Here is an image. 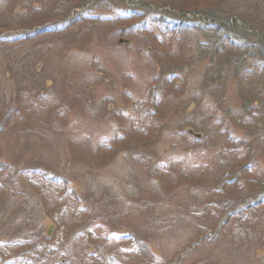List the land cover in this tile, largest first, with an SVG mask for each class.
I'll list each match as a JSON object with an SVG mask.
<instances>
[{
    "label": "rangeland",
    "instance_id": "rangeland-1",
    "mask_svg": "<svg viewBox=\"0 0 264 264\" xmlns=\"http://www.w3.org/2000/svg\"><path fill=\"white\" fill-rule=\"evenodd\" d=\"M11 1L12 5L9 10H7L9 1L0 0V18L3 19L12 11L15 12L16 4L20 0ZM32 1L36 4L41 3L37 2V0ZM52 1L54 0H42V3L48 4L49 6L52 4ZM98 1L99 0H97V2L94 0H83L82 3H86L85 8L95 6L92 9L95 10L94 13H97L96 15L99 13H107L108 10H106L105 7L110 4H104L106 3V0ZM118 1L122 2L121 0ZM128 1L130 3H133V1H139L137 3L140 4L147 2L150 8L170 12L167 21L171 22H156V19L148 18L146 22L141 21L139 26L143 25V27H141L140 30L138 29V33L134 30L129 32L127 29L126 33L128 35H126L125 32L118 33V28L113 29V23L109 20L101 24L94 23V26L99 28H95L93 34L88 36L86 43H84L85 47L90 48L86 53L84 52L85 54H83V52L79 50L80 48H78L79 24H73L71 26L72 29L67 32V34L47 36L49 40L50 38L55 37L59 41L67 39L66 42H75V39H77V43H70V48L72 49L65 51L70 66L68 64H63L65 54L61 52V48L63 49L64 46L61 47V45L50 44L51 41H45L41 44V48L33 47V45L38 44L39 40L45 38L44 34H41L35 42L28 43L25 46V49H23L25 55H21L27 57V53L29 54L31 51H34L35 53L30 57L28 56L27 63L30 67L37 65L38 69L42 70L44 68L47 69V66L50 65L48 69H52L50 71L51 76H54V73L55 75L58 74L57 72L60 71L59 74L63 77L62 80H77V84H81L89 78L92 80L91 82H93V85L95 84L94 79L97 82L105 83L104 80L107 78L110 80L112 79V76H117V72H120L121 69L123 71L125 70L128 75H131L134 78V80L127 77V79L121 81L118 77L116 78L117 80H120L117 81L118 85L116 84V80H114L116 88H111L103 84L94 85V87L96 86V89H94L95 91L93 93L96 97L98 99L105 98V100H109L101 106L102 109L100 112L106 116V119L104 120H108L109 116L117 114L119 116H125L127 113H133L136 108L141 106V103L138 101V104H133V100L137 98H134L131 102L128 100L124 102V99L122 100L121 98L114 100L113 103L110 102V100L115 95L127 97L126 92L122 88H129L128 90H130L131 98L137 97L136 94L139 96L143 92H149L150 88L145 89L142 83L146 81L148 76L152 75L150 73L156 72L157 68H155V62L163 61V56L169 51V43L173 45L172 47L177 48L174 46V43L181 44L185 39H187L188 42L191 40V46L193 49H199V52L202 53L200 57L198 56L195 58L194 63V65L196 64V67L194 68H197L196 72L199 73L205 71V68L208 65V51L209 55L213 53L211 50L205 51L198 45V43L205 42L209 38L210 40H215L216 34L210 30L208 20L211 17V14L206 15V12H220V10H213L215 6H212V4H214V2L217 4L221 0H214L211 3H208L209 5L193 0ZM72 2H75V0H72ZM72 2L69 3L67 7L73 9L70 10L69 21L76 12L74 9H77ZM79 2H81V0H76V3ZM170 2H172V4ZM56 4L58 5L56 10L60 13L64 10L61 8L66 7L68 1L58 0L56 1ZM192 5H197V7H191ZM223 7L228 8L229 11L233 9L244 12L250 9L257 10L260 15H264V12L260 13V10L264 8V0H229L228 2H225L224 0ZM82 8H84V6ZM226 8H222L221 10H227ZM188 10L193 13L202 14L203 16L200 14L196 15H199L204 19H196L194 22L189 23L191 24V27L185 24V29H182L183 31L181 30L183 35L176 33V31H171V28L178 27V24H180V17L177 16H179V14L184 15L185 13H188ZM112 13L113 12H110V14ZM119 15L123 16V14L117 12L114 13L112 17L117 18ZM18 16L21 17L20 14ZM74 16L76 17V15ZM148 16H150V14ZM232 18H238L237 14ZM122 20L123 18L115 19L114 23L122 22ZM9 28L10 26L0 25V31H6ZM174 35H180L179 37L182 38L180 40L174 39ZM156 36H161L166 39L165 41H162L159 38L157 39ZM153 39L155 40L153 45L148 44ZM29 41L30 40H27V42ZM138 42L143 43L145 46L141 45V48L138 47ZM157 47L159 50H157ZM207 47L210 48L211 45ZM212 47H214L213 44ZM79 54L80 56L78 57ZM4 57L10 60L9 63H12V66H15L18 72L24 70L21 69V64L24 63L21 61L19 63V60H16V57L19 58L16 52L13 54L12 58L4 52ZM171 59L174 60V58ZM168 60L171 61L170 59ZM16 63H19L18 66H16ZM7 65L8 61L5 60L4 69L2 71L3 74L0 76V83L4 87H8V81L6 79L10 80V74L9 78H7ZM224 68L223 81L227 88V105L229 108L234 109L236 107L239 111L242 110L249 119L248 123L250 125L242 124L239 126L233 123H226L225 127L219 129L214 122L210 121V113L208 114V111L205 113L200 111L195 115L196 119L192 118L188 119V121L183 119L182 124H178L181 132L184 130L187 132H185L186 135L184 133L181 134L182 141L184 140L183 142H186L188 138L190 139L189 142L192 140L193 144L190 148L185 145V149L176 151L168 146L169 142L167 143L166 141H162V139L159 140L158 138H155L154 140L158 142L155 146V149H158L157 154L154 159H152L154 157L152 154V157L150 154L147 155L148 158L152 159L149 166L153 169L157 168L158 159L168 160L172 154L177 155L176 157L184 155L187 160H190L184 161L193 165L194 169H201L200 167L206 166L207 158H210L212 161L211 169L203 175L193 174L199 173L200 170H194L193 173L192 171H189V174L185 175L189 176L190 179H187L182 184H178V186L174 188H166L154 192L152 190L157 186L155 182L160 180L155 179L149 184L147 181L149 179L147 176L149 170H146L144 173V168H146L147 165L144 163L145 165L141 166V160L134 159L135 161H133L129 156H126L125 152H122L118 155L116 160L113 161V164L109 167V171L106 174H102V176L97 174L100 177V180H92L93 185L95 181L104 185L103 189L98 188L100 187L99 184L95 185L97 189L105 190L106 196L104 197L102 195L99 197L100 199H98V194L96 196L92 192H87L85 187L89 183L84 185L90 175H92L94 159L92 157L78 159L75 153H77L79 147L75 149V153H68V149L64 148L61 144L62 136L61 133L58 132L59 124L61 123L58 121L48 124V143L43 147L47 146L51 148V151L46 155L47 157L42 160H34L33 164L40 165L47 162L57 169H63L65 166L73 167V170L77 175L74 184L78 189V194L87 195V198L85 197V199H88V201L90 200V210H93L97 223L107 222L106 218L109 219V217H111L106 211L108 207H110L109 199L110 201L113 199L111 196H114V198L119 201L120 204L118 208L127 210V213H129L135 222L138 223V226H142L147 217L152 218L153 220H149L146 226L150 229L154 238L152 241L148 242L149 244L143 243L142 246L149 252H153L154 250L153 253H156L155 249H157L166 256L165 258L167 259L168 264H176L174 263L175 260L173 257L177 250L180 251L179 253H176L178 254V258L184 257V259L181 260L182 264H264V183L261 181V179H264V109L258 104L259 101L264 102V94L260 97L261 93L264 91V74H261L260 76L256 75L257 77L254 76V79L250 81L241 82L236 78V73L232 72L233 70H229L227 66H224ZM161 70L162 69H160V71ZM213 72L214 69L209 73ZM178 80L182 81V78ZM215 80L216 81L211 84V88L209 89H207V87H209L211 81L206 82L202 86V88L204 87L203 89L207 90H205V93L199 98L201 102L206 96H209L212 101L210 93L211 89L212 87H217L219 85L217 80L221 81L220 78H216ZM226 80L229 85H227ZM255 81L260 82L257 89L261 92L257 93V91L256 93L253 92V94H251V90L255 89L257 86L256 83H253ZM200 82L201 77L194 82V90L191 89V93L198 91L196 89H199ZM31 83H34V80H32ZM46 86L49 85L47 84ZM80 87L81 86L78 88ZM133 88L137 89V91ZM144 93L142 95H144ZM191 93L190 96H192ZM10 97L11 93L7 90L0 103V119L9 117V115H7V107ZM248 97H250L249 102H247ZM3 100H5V102H3ZM143 102L146 101L144 100ZM189 106V110H192L193 108L194 111H199L198 108L196 109L194 103L191 102V105ZM62 109L63 107L61 106V110ZM95 111L99 113V111ZM88 112H90V107ZM170 112H172V110ZM75 114L74 123L77 124V136L86 137L89 132L93 139L99 143V135L82 122L84 121L88 123L90 121L93 125L103 122L100 118L98 120L96 119L99 114H95V117L87 118L86 120H81L77 112H75ZM171 117L173 122L178 119V116L174 112L171 113ZM167 121V119L164 120V122ZM108 122L109 123H103L101 138L111 135L114 128L118 125L115 119L112 121L109 118ZM5 124L6 123L3 122L0 127H4ZM25 124H29V128L33 130L31 131L32 136H35L36 132L39 129H42L40 120L36 121L35 117L25 120L24 122L21 121L18 124H15V122L11 120V123L6 126V130L0 129V166L3 168V173H6L7 175L16 173V175L20 176L21 183L17 185L18 189L26 186L33 191H38L39 187L35 186V184H23L27 181L25 168L28 165V159L32 158L30 153L24 152V147L29 145L27 139H24V130L22 129V126ZM126 126L130 128V124H127ZM183 126L185 129H183ZM120 127L123 126L120 125ZM142 140L144 142L147 141L144 139ZM35 147L37 149L40 148L38 145ZM93 147L96 148V145ZM250 149L256 153L257 165L253 172H246L240 167L238 153L240 152L241 155L247 154V159L242 163L248 165L247 163H249L251 159L249 153ZM100 156H102V153ZM48 160L57 161L51 163ZM170 160L174 162L177 161L172 158H170ZM186 167L187 166L182 164L184 170H186ZM219 169L222 172V175H220L218 171ZM96 173L97 172H95V174ZM195 177L196 180L193 181ZM218 177L222 179L217 183L216 178ZM159 178L164 180L162 177ZM143 184L145 186H143ZM137 189L141 190V194L137 193ZM151 191L155 194V197H153L155 200L165 198V201L154 211L150 208H140V212L137 208V203L132 200V202H126L128 196H137L135 199H138L142 194L147 195ZM59 193L63 198L66 197V195H63L61 192ZM39 199H42L41 196ZM53 203L54 199H51L50 207H52ZM64 205L68 208L71 206L70 203ZM37 210L44 211V208L43 206L38 205ZM28 215L36 217L31 214L30 211L28 212ZM54 219L58 221L67 220L64 215L59 213V210H54L53 216L45 214L43 216V226L49 237H52V235L59 230ZM65 223L66 226L61 225L62 228H70V222L66 221ZM110 225L111 232L113 233H116V230L120 229L116 227L118 225L117 221L115 222L113 220ZM100 227L93 230V233L88 232L89 235L91 234L94 241L97 242L92 243L91 248L86 245L84 249L85 254L83 257L88 259L91 264H94L93 254H91L94 246L96 249L98 247L100 251L98 256L94 254L97 258L95 260L99 259L101 264H107L106 261H109V259L112 258V254L115 253H112L114 246L108 245L103 236H99V234L103 233L105 230L108 231V223L99 230ZM170 231H172L173 235L177 236L168 240L166 239V236L170 235ZM48 247L57 250L58 246H53L49 243ZM14 248L11 249L13 250ZM168 249H170L169 253L167 251ZM14 253H17V251ZM110 264H114V261Z\"/></svg>",
    "mask_w": 264,
    "mask_h": 264
},
{
    "label": "trees",
    "instance_id": "trees-1",
    "mask_svg": "<svg viewBox=\"0 0 264 264\" xmlns=\"http://www.w3.org/2000/svg\"><path fill=\"white\" fill-rule=\"evenodd\" d=\"M67 1V6L61 8L64 10L60 13L56 10L58 5H53L31 19L16 21L13 27L31 28L54 20L64 22L67 18H70V10H73L67 8L72 0ZM82 1L83 0L76 3L75 0V2L72 3L75 4V7L80 8L83 5L86 6L85 2L82 3ZM94 1L97 2V0ZM193 1L206 4V2L202 0ZM211 2H213V0L209 1V3ZM170 3L172 4V2ZM85 6L83 9H85ZM212 6H215L213 10H220L218 13L214 11L206 12V15L211 14V17H208L210 30H212L214 34H217L216 38L215 40H210L209 38L205 42L198 43L205 51H213L210 55L208 51V65L205 71L199 73L196 72L197 68H194L196 67V64L194 65L195 58L198 56L200 57L202 53L199 52V49H193L191 40L189 42L187 39L182 41L183 43H181L176 51L169 50L167 54L165 53V56H163V61L155 62V68H159V70L150 73L152 75L148 74L150 76H148L144 82L145 89L150 88V91L147 93L143 92L144 95H142V93L137 100H133L134 105L138 104V101L141 103V106L136 108L133 113L130 112L125 116H119L118 114L114 115L113 120L115 119L118 125L114 128L111 135L99 138L100 144L99 147L96 148L93 147L90 142L91 134L89 132L86 137H82V140L77 136V124L74 123V118L76 116L75 112L79 114L81 120L93 118L99 114L95 110L100 112L102 104L109 100H105V98L98 99L93 93L95 91L94 89H96L94 85L103 84L109 86L110 83L114 84L113 80L107 81V78L104 80L105 83L95 81V84L92 85L91 79L89 78L81 84H77L75 80H62L63 77L60 76V71L57 72L58 74L55 75L54 73V76H51L50 71L52 69H48L50 65L47 66V69L44 68L37 72L35 66L30 67L27 63V57L22 56L21 60L16 57L19 63L20 61L24 63L21 64V69H24L22 72H18L17 68L12 66V63H8V68H6L7 71L10 72V80L8 82V87H4L0 83V103L4 93L7 92V90L9 91L12 86L13 89L11 90L13 95L9 98V101H12V103L8 101L7 115H9V117L0 119V126L3 122L6 123L5 126L0 127V129L6 130V126L11 123V120H13L15 124H18L21 121L24 122L29 115H33L35 118L42 117V129H39L35 136L31 135V131L33 130L29 128V124L22 126L24 137L29 142V145L24 147V152L30 153L32 156L31 159H28V165L25 168L27 181L23 184L29 185L36 181L46 186H52L54 184L55 188L63 195H66V197L63 198V196H60L57 200V204L53 203L52 207H50V201L47 197H41L42 199L32 198V192L30 191L27 194L29 189L26 186L18 189L17 185L21 183L20 176L16 175V173L7 175L3 173V168L0 166V264H6L5 258L7 253L13 251H17V253L21 254L25 251L26 256L25 258L23 257V259H32L36 261L37 264H91L88 259L83 257L85 252L76 250V247L82 248L81 246L85 242H90L91 240V235L85 233V231H87L86 228L91 224L88 218L86 220L79 219L73 222L68 229L66 227L62 228L61 226H66V221H58L57 226L59 230L57 233L53 234L52 237L47 236L44 230L43 216L53 213L64 201L69 198L72 201L73 207L71 216H77L79 213H86L88 207L81 206V199L85 205H88L90 201L85 199V197L87 198L86 194H78V189L74 184L77 175L73 167L65 166L63 169H57L47 162L40 165L33 164L34 160H42L47 157L46 155L51 151V148L47 146L43 147L48 143V124L57 121L61 123L58 129V132L61 133L62 136L61 144L64 148L68 149L69 154L72 152L75 153V149L79 147L77 153H75L78 159H87L89 157L94 159L92 175H90V180L88 179L84 185L89 183L85 187L87 192H92L96 196L98 194V199H100L99 197L102 195L104 197L106 196L105 190H99L103 189L104 185L100 184L98 181H95L93 185L92 180H100L97 174L101 176L102 174H106L109 171V167L113 164V161H115L122 152H125L126 156H129L133 161H135L134 159L141 160V166L147 165L146 168H144V173L146 170H149L148 175L146 173L149 177L147 180L149 184L155 179L160 180L155 182L157 186L152 190L154 192H156V190L174 188L178 186V184H182L187 179H190L189 176L185 175L189 174V171L193 173L194 170H200L199 173H193L195 175H203L207 171H210L212 165L210 158H207L209 161L207 160L206 166L200 167L201 169H194L193 165L186 162L190 160H187L184 155L176 157L177 155L174 154L170 155L168 160L158 159L156 169L149 166L158 151V149H155L156 143H158L154 140L155 138L159 140L162 139V141H166L167 143L169 142L168 146L176 151L185 149V145L189 148L191 147L193 144L192 140L189 142L190 139L188 138L186 142H183L184 140L182 141L181 134L184 133L186 135L187 132L186 130L181 132L178 124H182L183 119L187 121L192 118L196 119L195 115L198 112L201 111L205 113L208 111V114L210 113V121L214 122L219 129L225 127L226 123H233L239 126L242 124H249V119L242 110L239 111L236 107L232 109L227 105V88L223 81V70L225 69L224 66H227L229 70H233L232 72L236 73V78L241 82L250 81L254 79V76L264 74V15H260L257 10L251 9L246 12L234 9L229 11L228 8L224 7L227 10H221L222 7H220L221 9L217 8L215 2ZM191 7H197V5H192ZM23 8H27L26 5ZM261 12H264V8L260 10V13ZM188 13L195 14L190 10H188ZM76 14L77 12H75L74 15ZM236 14L238 18L233 19L232 17ZM71 18L74 20L75 16ZM73 22H75V20ZM113 28H116V26ZM58 30L65 31L67 27L64 26ZM42 31L43 30L38 29L33 31V34L22 33L16 37L6 36L0 41L1 44L9 45L3 52H6L9 56L15 54V52L17 56L25 55V52H23L25 47H23V45L35 42H27V40H32L35 37L38 38L41 35L39 33ZM78 34L80 43H78V48L83 51L85 50L84 43L87 41L90 30L86 33ZM66 40L67 39L63 40L66 44L65 49L71 50L70 43H77V39H75V42H66ZM20 44L21 46H19ZM41 44L43 43L38 42V44L33 45V47L41 48ZM212 44L214 47H212ZM209 45H211L210 48L207 47ZM61 52L65 54L63 64L69 65L65 50L61 49ZM33 53L35 52L31 51L26 55L30 57ZM171 58H174V60ZM19 63H16V66H18ZM3 69L0 67V76L3 74ZM160 69L162 70L160 71ZM212 69H214V72L209 73ZM200 77L201 84L198 87L199 89H196L198 91L191 93V89L194 90V82ZM180 78H182V81L178 80ZM216 78H220L221 81L217 80L219 85L211 89L212 101L209 96H206L201 102L199 98L202 97L205 90L211 88V84L216 81ZM129 79L133 80L134 78L129 77ZM32 80H34V83H31ZM208 81H211L209 87L203 89L204 87L202 88V86ZM50 82L52 84H49ZM127 83L129 84L128 81ZM253 83H256L257 86L255 89L251 90V94L257 91V93H260L261 91L259 92L257 89L260 82L255 81ZM47 84L49 86H46ZM227 85L229 84L227 83ZM79 86L81 87L78 88ZM190 93L192 96H190ZM263 94L264 91L261 93L260 97ZM144 100L146 102H143ZM249 101L250 97L247 98V102ZM3 102H5V100H3ZM191 102L196 105L195 107L196 109L198 108L199 111H194L193 108L189 110ZM258 104L264 109V102L259 101ZM61 106L63 107L62 110ZM89 107L90 112H88ZM171 110L178 116L175 122L172 120ZM99 116H101V118ZM99 116L97 115V120L99 118L101 120L106 119V116L102 113L99 114ZM165 119L168 121L164 122ZM108 120L103 121L109 123ZM82 122L93 131V123L91 124L90 121L88 123ZM127 124H130V128L126 126ZM120 125L123 127H120ZM183 129H185L184 126ZM142 139L147 141L144 142ZM36 145L40 146V148L37 149L35 147ZM101 153L102 156H100ZM249 153L252 160L250 159V162L247 163L248 165L242 163L247 159V154L241 155L239 152L238 159L242 170L253 172L257 165L256 153L251 149ZM148 154H152L154 157L152 159L148 158ZM73 158L75 159L74 156ZM170 158L177 161L174 162L170 160ZM48 161L54 163L57 160ZM181 163L187 166L186 170L182 168ZM218 171L220 175H222L220 169ZM95 172L97 173L95 174ZM159 177L164 178V180H161ZM33 179L34 181H32ZM220 179L222 178H216L217 183ZM194 180H196V177L193 181ZM261 181L264 183V179H261ZM96 184H99V189L95 187ZM143 186L145 185L143 184ZM136 191L138 194H141V190L137 189ZM152 191L147 195L142 194L138 199H135L137 196H128V200L125 201L127 203L132 201L137 203V208L140 212V208H150L154 211L165 201V198L155 200L153 198L155 194ZM111 197L113 198L111 201L108 198L110 207L106 210L111 216L108 222L111 223L113 220L115 222L117 221L118 225L116 227L120 228L116 230L117 233L109 237L111 244L115 243L118 245V247L112 251V253L115 252L112 257L114 263L168 264L165 258L166 256L157 249H155L156 253H153L154 250L153 252H149L142 246L143 243L147 244L154 238L150 229L146 226L148 221L153 219L147 217L143 225L138 226V223L127 213V210L118 208L120 204L119 201L115 199L114 196ZM38 205L43 206L44 211L37 210ZM29 211L36 217L28 215ZM174 236L177 235H173L172 231H170V235L166 236V239L171 240ZM49 243L53 246H58L57 250L48 247ZM119 246L122 247V250H118ZM11 248L14 249L12 250ZM169 250L170 249L167 250L168 253ZM179 252L180 251L177 250L173 257L175 260L174 263L176 264H182L181 260L184 259V257L178 258V254L176 253ZM27 259L25 263H29Z\"/></svg>",
    "mask_w": 264,
    "mask_h": 264
},
{
    "label": "bare ground",
    "instance_id": "bare-ground-1",
    "mask_svg": "<svg viewBox=\"0 0 264 264\" xmlns=\"http://www.w3.org/2000/svg\"><path fill=\"white\" fill-rule=\"evenodd\" d=\"M202 1H205V2H206V4H208L210 0H202Z\"/></svg>",
    "mask_w": 264,
    "mask_h": 264
}]
</instances>
